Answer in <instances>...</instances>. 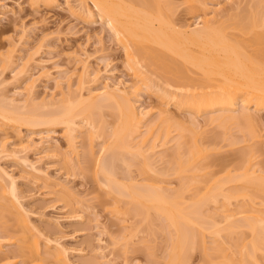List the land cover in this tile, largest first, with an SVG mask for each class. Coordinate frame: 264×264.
<instances>
[{"label":"rangeland","instance_id":"1","mask_svg":"<svg viewBox=\"0 0 264 264\" xmlns=\"http://www.w3.org/2000/svg\"><path fill=\"white\" fill-rule=\"evenodd\" d=\"M55 1L52 5L47 0H0V103L10 109L14 104L17 108L25 106L24 89L32 78L37 82L32 95L34 101L26 105L29 112L38 111L41 103L52 97L60 101V93H67L68 85L77 91L83 76L84 96L89 91L103 90L106 85L127 90L139 88L136 107L140 112L150 113L144 122L143 134L153 123L167 117L173 118L171 134L156 138L157 147L149 153L148 165L144 167L141 158L133 157L134 149L130 147L124 148L125 151L115 149L116 158L103 152L104 146L109 149L113 144L112 131L118 122L114 107L107 106L76 118L78 160L71 156L64 125L53 126L52 130L51 126L17 129L9 124L0 128V175L3 172L14 180L16 195H19L17 200L0 188V240L6 242L0 249V264H167L175 229L170 228L165 216L152 206L148 214L146 208L137 212L133 206L137 204L128 196L122 198L115 187H108L105 176L97 168L100 161L108 164L114 186L131 190L136 188L132 186L149 184L168 193L181 192L186 203L182 207L192 205L190 203L213 190L212 187L219 188L221 195L216 201L203 204L201 213L205 215L191 226L195 237L186 249L188 253L184 252L187 254V259L183 256L184 264H226L229 261L240 264L245 260L248 264H264L263 226L255 234L243 227L236 228V232L235 227L240 223L235 226L230 221L228 226L229 221L224 219L225 214L235 215L234 220L238 222L251 213L264 215L263 192L238 181L247 168L256 175L264 174V112L256 113L251 105L253 120L225 129L220 127L219 121L212 122L211 116L216 118L228 114L227 111L199 116L179 110L173 99L162 98L164 93L160 86L180 95L190 87L202 93L207 80L196 68L162 47L148 43L151 51L147 48L146 58L140 55L141 64L134 66L104 21L74 15L80 12L81 0ZM147 1L153 4L156 1L157 9L162 10L172 25L189 30L197 27L205 13L215 18L211 11L220 5L217 21L213 20L215 26L223 23L221 27L226 28L225 32H229L233 40L236 38L233 41L236 46L245 47L247 56H255L256 62L263 60L264 64V58L258 57L259 49L264 48V28H251L264 26V0H241L237 11H231L228 0L125 2L133 11H144ZM89 4L94 9L93 4ZM154 49L161 53L153 52ZM12 50L11 62H3ZM147 53L153 56L149 59ZM152 53L168 56L165 59L159 56L164 59V65ZM139 71L152 79L156 89L148 90L139 83ZM243 106L238 100L236 112ZM21 109L28 111L25 107ZM52 109L45 112H53ZM80 110L81 106H77L76 112ZM91 122L101 126V136L90 137ZM70 156L76 162L75 167L66 162ZM181 165L182 173L179 172ZM231 195L233 198H225ZM22 217L27 219L24 221ZM254 242L256 251L251 246ZM56 247L66 250L62 262L48 254L55 253ZM32 256L36 257L35 262L29 263Z\"/></svg>","mask_w":264,"mask_h":264},{"label":"bare ground","instance_id":"2","mask_svg":"<svg viewBox=\"0 0 264 264\" xmlns=\"http://www.w3.org/2000/svg\"><path fill=\"white\" fill-rule=\"evenodd\" d=\"M125 1L127 0L124 1L123 0H81L80 12L77 13L75 11L76 14L74 13L73 14L77 16L82 15L83 18H86L87 20L90 21L94 20L95 17H98L99 19L104 21L108 25L107 29L117 38L118 42L123 46L126 52L127 60L131 64L134 63L133 64L134 66L138 65L137 63L139 62L138 61L139 57L143 56L145 51L150 48L147 47V43H148L162 47V49H165V51H167L168 53L170 52L174 54L176 57L183 60L186 64L188 63V65L190 64V66H193L194 69L196 68L197 71H199L207 80V82L203 80L207 85L203 84V86H201L200 90L205 85V88L202 89L203 90L202 93H199L196 91L195 88L192 89L190 87L189 89H187L185 94L181 93L182 92L181 91L180 92L181 95H180L177 92L170 91L168 87L160 86L161 87L160 91L162 90L164 93L162 98L170 97L171 99H173L175 103L174 106L179 110L186 112L187 111L193 112L199 116L203 114L213 115V113L217 111H227L228 114L216 118H212L211 116L212 122L219 121L220 127L225 129L239 122L243 124V122L245 123V121L247 122L253 120L255 118V115L250 112L251 105L252 107L255 108L256 113L264 112L263 60H260L262 62H259V60L258 62H256L257 60L253 59L255 56L254 57L250 56L251 58L247 56L246 50L244 49L245 47H242L238 44L236 46V44L233 42L234 40H236V38L233 40L232 39L233 36L231 37V35L228 34L229 32L228 33L225 32L226 28L221 27L222 25H224L223 23L220 27L215 26L216 24L214 23L213 20L217 19L216 17L221 12L220 5L215 6L214 9H212L211 11L212 14L216 15L215 18L212 19L209 13H208L209 15L205 13V16H203L204 18H201L202 20L200 23L197 24V27L193 30L192 29L189 30L188 27L186 29L185 28L182 29L172 25L173 23L171 21L170 23L166 19L164 13H162V10L160 12L159 9H157L158 6H156L157 4H155L156 1H154V4L147 1L146 8L141 5L143 8H145L144 11H138V10L133 11V8L131 9L132 6L130 4H127ZM228 1L230 2L231 11L239 10V6H240L239 4L241 0L239 1L228 0ZM47 2L52 5L56 4L55 0H47ZM89 3L93 4L94 9L89 6L90 5ZM134 10H136V8H134ZM221 20H219V22ZM216 21L217 20H215V22ZM212 22L214 24H212ZM258 26L264 28V26L261 25H255V27H251V28L254 29L257 28ZM160 47L157 48L160 49ZM263 49L261 48L259 49L261 51H258L259 58L260 57L264 58ZM12 52L13 50L7 56H5L3 62L4 61L6 62L8 61L9 63L11 62V60L13 59ZM153 52L161 53V51H158L157 49L156 51L154 49ZM156 53H152L154 54L155 58L156 57L159 58V56L160 57L163 56L162 58L165 59L166 57H168L165 56V54L164 55L158 54L157 56ZM144 55L146 58V54ZM147 55L148 58L149 57L151 58L153 56V55L152 56L149 55L148 53ZM172 57L173 56H171V58ZM162 58H159L160 59L159 61H161L160 63L164 65V62H162L164 61V59L161 60ZM175 70H176V66H175ZM87 71L88 70H86L85 73H88ZM138 74H139L138 78L140 80L139 83L145 85L148 88V90L153 91V89H156L154 86L156 84L154 83L153 85L152 79L149 76H143L145 74L142 71H139ZM68 77L70 79V76ZM82 78L83 76L80 78L79 84H77L78 85L77 91L74 92L72 89V85H68L69 86L68 92L60 93L62 96L60 101H56L55 97H52L49 101H44L41 103L40 110L38 109V111H33L32 109L29 112V110L27 109L28 107L27 105H29L30 102L34 101L32 95L35 89V83H37L36 79L31 78L29 83L27 82L28 84H26V88L24 89L26 93L25 94L26 97H24V99L27 98L25 100L26 101L25 106H20L19 109L17 108V106L14 107L15 105L14 104L12 105V109H10V107L7 108L5 104L3 105L0 103V128L2 129V127L9 124L10 126H14V128L17 127V129L23 126L27 128L31 127L32 129L35 128L41 129L44 127L46 128L47 126L48 127L51 126L50 128L52 130L53 126L55 128L59 125H64L66 128V133L64 136L66 138L69 150L71 152V156L74 155V157H76V160H78L77 158H79V154L77 151V142L75 136L76 118L82 116V114L84 115L85 113L87 114L88 112L91 113L94 110L102 109L107 106L114 107L117 110L116 112L118 113V115L116 114L118 116L117 117L118 122L114 131H112L113 133L111 132L112 133L111 139L113 140V144L111 145V147L109 146L110 147L109 149L103 145L104 146L103 152L104 153L108 152L109 154L114 155L113 153H115L114 151L115 149L120 148L123 150L124 148L126 149L130 147L134 149L133 157L137 158V160L138 158H141L143 162L142 163L143 166L147 167L149 153L154 152L155 148L157 147L156 138L157 137L161 138L162 134L166 135V137L170 136L171 134L170 128L172 126L171 124H173V118L167 117L156 121L155 123H153V125H151V127L147 128L146 131L143 130L145 131V133L143 134L142 128L144 127V122L150 113L146 111L140 112V110L138 111L136 107L135 100L140 99L139 88H133L127 90L124 88L122 89L117 85L116 86L114 85V87L106 85V87L103 90L95 91V92L89 91L88 95L84 96L83 91H84L85 83L82 82ZM17 94L18 96L20 95V93ZM180 97L183 100H181ZM238 100H241L244 103V106L243 109L237 113L235 110V106ZM77 106H81V110L78 112H76ZM22 107H25L26 108L25 110L28 111L24 112L23 111L24 108L21 109ZM50 109H52L53 112L50 111L45 112V110L48 111ZM90 127L91 130H93L92 134H90V137L92 139H93V135L98 134L97 135L98 137L99 135L101 136V133L103 134V131L101 132L100 130L101 126L98 127L97 124L95 125V122L94 123L91 122ZM104 127L102 126V128ZM152 139L153 142H150ZM115 155L114 157L116 158L117 155L116 156ZM71 156L67 159L66 162L68 163L69 166L75 167L76 162H74L75 160ZM98 164H97L98 165L97 168H99V171H101L102 175L105 176L104 178L108 183L106 184L109 185L108 187H115L117 189L118 194L121 195V197L128 196L131 199L132 203L134 202V204H137V206L133 205L135 206V208H137V212L141 211V209L144 210L146 208L147 210L146 212L148 214L149 213L148 211L152 206V208H154L157 212H159V214L161 213L165 216L166 221H168L167 223L169 227L170 228L173 227L175 229V237L172 236L174 237L173 240L171 239L172 237L170 238L172 243V247H171L172 252H170L171 254L168 255L169 259L167 261V264H184L183 256L186 255V259H187L186 253H188V251L186 249H189L190 243L193 242V238L195 237L193 236L195 233H193L192 235L193 229L191 228V226L199 218L205 215L201 213L202 211L201 208L202 206L204 207L203 204L205 203L207 204L208 201H212V202L216 201L218 196L221 195L222 192L219 190V188L214 189L215 186L212 187L213 190L211 189L207 191L208 194H205V196L200 197L197 201L195 202L193 201L192 203H190L192 205L190 206L188 205V207L185 206L182 207V205L186 204L185 201L183 200L184 197L183 193L181 192L168 193L164 191L163 188L161 187L155 188L151 185L149 186V184H147L148 185L147 187H145V185H141L138 187L137 185H135L132 187L133 188L136 187V188L131 190L124 189L119 186H114L116 183L112 179L113 175L112 172L109 170L106 161L105 162L100 161ZM182 165L179 166V172L181 173L183 172L182 170L184 168L182 167ZM2 174L4 173L1 172L0 175V188H2L4 191L7 190L13 198L19 200V198L17 197L19 195H16L17 189L15 187L14 180L11 179L7 174L4 175ZM5 177L9 179L7 180ZM238 181L244 183L245 187L257 189L263 192L264 194V174L256 175V173L251 171L250 168H247L246 171L240 175ZM233 196L234 195H231V197L225 196V198L230 199L233 198ZM237 196L239 197V195ZM227 203L229 204L230 202ZM139 205H141V208H139ZM17 209L19 210V207H17ZM154 209L153 212H155ZM25 219L27 218H24V221ZM224 219L227 220V222L229 221L227 223L228 226L230 221H232L234 225L240 223V225H238L239 227L235 225L237 226L235 227V231L236 228L239 229L240 227L241 228L243 227L244 230L250 229V231L253 234H255L257 233L259 227L263 226L264 228V215L261 216V214L258 215L255 213H251V215L247 217H242L240 222H238L239 221L238 219L237 221L234 220L235 215L232 214L229 215L225 214ZM234 225H231L230 227H233L234 229ZM227 230L229 232L228 228ZM218 231L221 232L220 230ZM217 235L219 234L217 233ZM256 242H254L253 245L250 244L252 246V249L255 251L257 250ZM4 244H6L5 240L4 239L0 240V249L4 247ZM55 249H57V247ZM185 250L186 253L184 254ZM64 253H66V250L64 248L63 249L58 248L57 251H55V253H48V254L55 261L62 262V260L65 259L62 257ZM249 253L251 252L249 251ZM35 259L36 257L32 256L28 262L34 263ZM245 261H241L242 263L240 262V264H248ZM229 262L227 263L230 264L231 262L230 263ZM185 263H187V260ZM252 263L250 262V264Z\"/></svg>","mask_w":264,"mask_h":264}]
</instances>
